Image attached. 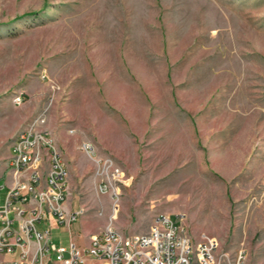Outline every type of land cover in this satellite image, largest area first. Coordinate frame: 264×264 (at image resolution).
<instances>
[{
	"label": "rangeland",
	"instance_id": "1",
	"mask_svg": "<svg viewBox=\"0 0 264 264\" xmlns=\"http://www.w3.org/2000/svg\"><path fill=\"white\" fill-rule=\"evenodd\" d=\"M155 108L161 129L138 131ZM23 129L71 158L63 195L79 213L51 230L56 246L165 214L264 264V0H0V179ZM104 160L122 173L112 191Z\"/></svg>",
	"mask_w": 264,
	"mask_h": 264
},
{
	"label": "built area",
	"instance_id": "2",
	"mask_svg": "<svg viewBox=\"0 0 264 264\" xmlns=\"http://www.w3.org/2000/svg\"><path fill=\"white\" fill-rule=\"evenodd\" d=\"M14 102L20 104L21 96ZM47 141L44 132L31 129H23L21 139L13 140L8 169L14 183L0 204V264H48L53 261L52 254L61 264H84L88 259L102 264H241V256L231 259L215 238L202 236L194 241L181 217L172 219L165 214L156 216L146 233L127 235V246L118 245L119 232L112 227L92 234L91 248L71 241L67 247L56 246L46 226L48 216L52 215L59 225H70L79 212L66 213L62 208V185H66L67 174H62ZM34 144H41L44 160H54L55 173H47L43 162L27 166ZM82 149L89 152L86 143ZM102 167L107 172L116 171L106 160ZM21 170H29V179H17ZM31 200H37V206L27 208ZM38 224L45 226L40 229ZM20 233H29V242H22Z\"/></svg>",
	"mask_w": 264,
	"mask_h": 264
},
{
	"label": "crops",
	"instance_id": "3",
	"mask_svg": "<svg viewBox=\"0 0 264 264\" xmlns=\"http://www.w3.org/2000/svg\"><path fill=\"white\" fill-rule=\"evenodd\" d=\"M164 81H165V79H162V81L160 82L161 84H163L164 85ZM67 100H68V98H67ZM67 100H66V102H67ZM65 102V103H66ZM152 103H154V102H152ZM158 103H160V102H158ZM64 104V103H63ZM155 104V103H154ZM157 106V105H156ZM161 106V105H160ZM159 106V108H161ZM159 108H157L158 110H159ZM151 113L152 112H150V109L149 110H145L144 111V114H143V116L141 117V119H140V124H139V129H138V131L139 130H144V129H146V127H148V128H151V129H154V130H156V129H161V126H160V124H158V120H160V115H159V112L156 110V108L154 109V111H153V113H152V115H151ZM132 131V133H134V134H136V132L134 131V130H131ZM131 133V134H132ZM128 136V135H127ZM57 137H58V134L56 133V139H57ZM128 139H127V141H128V145H129V154H136L137 153V144L136 143H134L133 142V140L131 139V137H127ZM163 140V137H158V136H156V137H150V139H149V142L150 143H153V146L155 145V147L152 149V147H151V149H150V151L152 150H154V151H158L159 152V148H162V145L164 144L163 142H160V141H162ZM176 141L180 144V145H182V140H181V138H177L176 139ZM175 143V142H174ZM59 144V143H58ZM176 144V143H175ZM179 145V146H180ZM58 146H60V145H56V150L58 151V153L60 154V156H61V158H62V160H63V162H64V164H65V166H66V168L67 167H71V170H72V164H70V161L68 162V160H71V158H69L67 155H65L64 157L62 156V154H61V152H62V149H60V147H58ZM96 147H95V149H96V151H97V154H98V152L100 151V152H102V151H106L105 150V148L104 147H99V146H97V145H95ZM108 151H110V152H112V153H115L116 155V157L118 158H125V156L124 155H119L118 153H117V151H115L114 152V150L113 149H107ZM171 150V149H170ZM169 150V148L167 149L166 148V150H164L163 152H168V151H170ZM181 150V148H178V152ZM107 156V155H106ZM228 162H229V165L231 166L232 165V157L230 156L229 158H228ZM47 165V163H45L44 164V168H45V166ZM227 173V172H226ZM226 173H221L222 175H224V174H226ZM20 178L21 179H25L26 178V174H21V175H19L18 176V180H20ZM42 182H43V179H44V177L42 176ZM0 180H2L1 182H0V192H3L4 193V197H5V195H6V193H7V191H8V189H9V187L10 186H12V184L14 183L13 181H14V179H13V176H12V174H11V171L9 170V169H7V172H6V175H5V177H4V179H0ZM67 189H69V187H67ZM65 198H66V195H67V190H66V188H65ZM108 199L111 201V198L108 196ZM66 200V199H65ZM63 201L64 203L62 204V208H63V210L64 211H66V213H69V212H71V210L69 209V206H70V202L71 201H69V198L66 200V201ZM3 201H4V198H3ZM3 203V202H2ZM37 200H31V202L29 203V205L27 206V208H34V207H36L37 206ZM77 212V211H76ZM71 213H74V212H71ZM158 216V215H157ZM156 218V217H155ZM154 218V219H155ZM48 223L46 224V226H48L49 228H50V232H51V230L52 229H55L56 230V227L58 228V227H60L61 225H59V224H57L56 223V221H55V219H54V217L52 216V215H49L48 216ZM154 219H153V221H154ZM153 223V222H152ZM228 224V223H227ZM15 225V224H14ZM40 229H43L44 228V226L45 225H43V224H38L37 225ZM66 226V230L67 231H70V225H65ZM118 231V230H117ZM92 234L93 233H91L89 236H88V243H89V240H90V238H91V236H92ZM123 235V234H122ZM126 236V235H125ZM213 237V236H212ZM52 241V240H51ZM198 241H200V240H198ZM71 242H74V241H72L71 240ZM75 243V242H74ZM87 243V244H88ZM76 244V243H75ZM86 244V245H87ZM52 256H53V254L51 255V259H52ZM86 262H91V263H99V264H102L101 262H98V261H95V260H92V259H88ZM85 262V263H86ZM48 264H61V263H58V262H56V261H54V259H53V261L51 262V263H48Z\"/></svg>",
	"mask_w": 264,
	"mask_h": 264
},
{
	"label": "bare ground",
	"instance_id": "4",
	"mask_svg": "<svg viewBox=\"0 0 264 264\" xmlns=\"http://www.w3.org/2000/svg\"><path fill=\"white\" fill-rule=\"evenodd\" d=\"M44 135H45V137H48L46 133H44ZM20 139H21V132L15 137L14 140H20ZM47 148H49L50 150H52V152H54V158L57 159V163L59 164V167H61L62 174H66V166H65L60 154L55 149L54 144L52 142V139L49 137H48V141H47ZM86 148L91 150L90 145H88V144H86ZM11 153H13V144L11 146L10 154ZM44 159H45V154L42 153V151H41V144H34V146H32V148H31L30 159H27V166H40V163L43 162V166L45 163H47V165L44 168V169H46L47 173H55L54 160H44ZM108 173L109 174H108V180L107 181L110 183L109 186H110L111 191H112L113 187H112L111 182L114 179H117V180L120 179L119 176L122 175V173L118 168H116L115 173L114 172H108ZM21 174H26L25 179H29V170H21L19 172V175H21ZM65 186L66 185H62V199L63 200H64L63 192L65 190ZM20 240H22V242H29V233H20ZM117 242H118V245H120V246H127V236L122 235L120 233L117 234ZM91 243H92V237L90 239V245L87 248H91Z\"/></svg>",
	"mask_w": 264,
	"mask_h": 264
}]
</instances>
